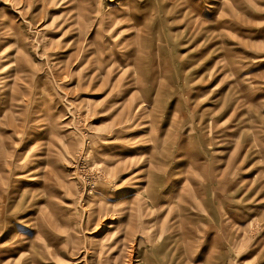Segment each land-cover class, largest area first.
Segmentation results:
<instances>
[{"label": "rangeland", "instance_id": "1", "mask_svg": "<svg viewBox=\"0 0 264 264\" xmlns=\"http://www.w3.org/2000/svg\"><path fill=\"white\" fill-rule=\"evenodd\" d=\"M262 56L264 0H0V264H264Z\"/></svg>", "mask_w": 264, "mask_h": 264}, {"label": "bare ground", "instance_id": "2", "mask_svg": "<svg viewBox=\"0 0 264 264\" xmlns=\"http://www.w3.org/2000/svg\"><path fill=\"white\" fill-rule=\"evenodd\" d=\"M37 1V0H36ZM41 1V0H40ZM72 1V0H71ZM39 2V1H38ZM49 2V1H48ZM52 2V1H51ZM219 2V1H218ZM136 3V2H135ZM146 3V2H145ZM35 4V3H34ZM70 4H72V2L70 3ZM51 5V4H50ZM128 5V4H127ZM138 5H140V4H138ZM215 5V4H214ZM72 6V5H71ZM258 8V7H257ZM128 9V8H127ZM71 10V9H70ZM262 10V9H261ZM122 11V10H121ZM127 11V10H126ZM185 11V10H184ZM82 12V11H81ZM183 13V12H182ZM184 14V13H183ZM17 15V14H16ZM84 15V14H83ZM125 15V14H124ZM127 15V14H126ZM182 15V14H181ZM263 15V14H262ZM136 16V15H135ZM184 16V15H183ZM185 16H186V14H185ZM238 16H239V14H238ZM22 17V16H21ZM15 19V18H14ZM220 19H222V18H220ZM173 20V19H172ZM238 20V19H237ZM24 21V20H23ZM27 21V20H26ZM28 22V21H27ZM231 22V21H230ZM234 23V22H233ZM28 24H29V22H28ZM236 24V23H235ZM253 24H255V23H253ZM234 25V24H233ZM232 25V26H233ZM24 26H25V23H24ZM19 27H20V25H19ZM11 28V27H10ZM22 28V27H21ZM235 28H238V27H235ZM241 28V27H240ZM244 28V27H243ZM60 29V28H59ZM72 29V28H71ZM12 30H13V28H12ZM24 30V29H23ZM29 31V30H28ZM220 31V30H219ZM11 32V31H10ZM27 32V31H26ZM14 33V32H13ZM18 33H19V30H18ZM219 34V33H218ZM17 35V34H16ZM57 35V34H56ZM135 35V34H134ZM241 36V35H240ZM245 36V35H244ZM73 37V36H72ZM134 37V36H133ZM62 38V37H61ZM60 38V39H61ZM78 39V38H77ZM121 39V38H120ZM240 39V38H239ZM119 41V40H118ZM144 41V40H143ZM19 42V41H18ZM88 42V41H87ZM90 42V41H89ZM61 43V42H60ZM134 42H132V44H133ZM63 44H65V43H63ZM19 45V44H18ZM67 45V44H66ZM38 46V45H37ZM63 46H65V45H63ZM20 48L22 47L21 46V44H20V46H19ZM90 47V46H89ZM131 47V46H130ZM23 48V47H22ZM21 48V49H22ZM30 48V47H29ZM37 48V47H36ZM141 48V47H140ZM220 48H222V47H220ZM83 49V48H82ZM139 50V49H138ZM22 51H23V49H22ZM30 51V50H29ZM36 51V50H35ZM27 52V51H26ZM63 52V51H62ZM136 52V51H135ZM68 53V52H67ZM31 55V54H30ZM42 55V54H41ZM44 57V56H43ZM84 57V56H83ZM138 57V56H137ZM260 59H264V56H262V57H260ZM136 60V59H135ZM133 61V60H132ZM45 62V61H44ZM63 62V61H62ZM80 62V61H79ZM59 63V62H58ZM64 67V66H63ZM61 68V67H60ZM118 68H120V67H118ZM59 69V68H58ZM77 69V68H76ZM117 69V68H116ZM95 70V72H96V69H94ZM116 72V71H115ZM71 73V72H70ZM73 73V72H72ZM91 74H93L92 72H91ZM99 74V73H98ZM97 75V74H96ZM91 76V75H90ZM94 76V75H93ZM202 76V75H201ZM98 78V77H97ZM113 78V77H112ZM244 78V77H243ZM102 79V78H101ZM198 79H200V76H199V78ZM135 80V79H134ZM206 80V79H205ZM154 84V83H153ZM143 89H145V87H143ZM149 89H150V87H149ZM156 89H157V87H156ZM161 90V89H160ZM125 91V90H124ZM135 91H137V90H135ZM141 91H143V90H141ZM159 92V91H158ZM125 93V92H124ZM147 93V92H146ZM263 95H264V93H263ZM142 99H143V96H142ZM140 101V100H139ZM197 101V100H196ZM143 102V101H142ZM148 103V102H147ZM195 103V102H194ZM198 103V102H197ZM238 103V102H237ZM138 104V103H137ZM137 104H135V106L137 105ZM143 104H145V103H143ZM196 104V103H195ZM235 105H239V104H235ZM127 106V105H126ZM234 107V106H233ZM237 107V106H236ZM120 109V108H119ZM136 109V108H135ZM237 109V108H236ZM232 110V109H231ZM134 112V111H133ZM232 113V112H231ZM232 117V116H231ZM230 118V117H229ZM228 119V118H227ZM238 120V119H237ZM232 126V125H231ZM121 127V126H120ZM210 128V127H209ZM232 128V127H231ZM211 130V129H210ZM163 165V164H162ZM164 167H166V166H164ZM156 171V170H155ZM219 171H221V170H219ZM132 179V178H131ZM146 179V178H145ZM139 182V181H138ZM173 182H174V180H173ZM131 183V182H130ZM134 183V182H133ZM136 184V183H135ZM144 185H145V183H144ZM154 186V185H153ZM131 188V187H130ZM155 188V187H154ZM169 188V187H168ZM167 188V189H168ZM133 189V188H132ZM134 189L136 190V189H138L137 188V185L134 187ZM150 189H151V187H150ZM158 189V188H157ZM170 190V189H169ZM168 191V190H167ZM150 192V191H149ZM152 192V191H151ZM165 192V191H164ZM153 193V192H152ZM156 194V193H155ZM163 195V194H162ZM166 195V194H165ZM164 195V196H165ZM142 197V196H141ZM150 199H151V197H150ZM163 199V198H162ZM201 199V198H200ZM149 200V199H148ZM186 201V200H185ZM162 202V201H161ZM209 202V201H208ZM149 203H150V201H149ZM151 204V203H150ZM213 204V203H212Z\"/></svg>", "mask_w": 264, "mask_h": 264}]
</instances>
